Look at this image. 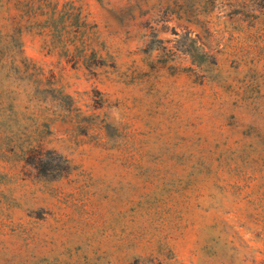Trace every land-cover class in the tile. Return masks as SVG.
I'll use <instances>...</instances> for the list:
<instances>
[{
	"label": "rangeland",
	"instance_id": "374dc122",
	"mask_svg": "<svg viewBox=\"0 0 264 264\" xmlns=\"http://www.w3.org/2000/svg\"><path fill=\"white\" fill-rule=\"evenodd\" d=\"M0 264H264V0H0Z\"/></svg>",
	"mask_w": 264,
	"mask_h": 264
}]
</instances>
